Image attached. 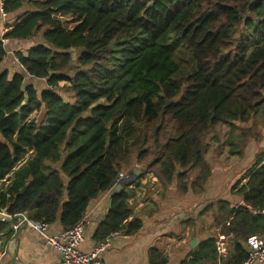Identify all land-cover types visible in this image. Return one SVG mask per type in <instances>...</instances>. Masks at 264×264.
<instances>
[{
    "label": "trees",
    "instance_id": "1",
    "mask_svg": "<svg viewBox=\"0 0 264 264\" xmlns=\"http://www.w3.org/2000/svg\"><path fill=\"white\" fill-rule=\"evenodd\" d=\"M3 12L15 19L4 40L38 41L16 52L22 72L0 71V211L14 222L28 214L68 230L135 167L134 182L152 175L200 196L213 175L208 136L264 105V0H5ZM183 48L194 65L180 77ZM231 192L244 201L217 202L214 226L242 264L239 240L264 237V158ZM134 196L129 185L112 195L96 241L140 230L128 223Z\"/></svg>",
    "mask_w": 264,
    "mask_h": 264
},
{
    "label": "crops",
    "instance_id": "2",
    "mask_svg": "<svg viewBox=\"0 0 264 264\" xmlns=\"http://www.w3.org/2000/svg\"><path fill=\"white\" fill-rule=\"evenodd\" d=\"M14 22L15 19L10 16L3 17L0 10V40H4V36L13 31ZM37 43L38 41L4 40L7 56L0 71H7L10 77L22 72V67L16 61V52L25 53ZM252 146L255 151L257 147L255 144ZM263 153L253 154L254 164L244 171L243 180L235 187L241 188L247 184L249 172L263 160ZM244 166L245 163L240 165L239 170ZM134 169L130 172L133 175ZM134 181L123 183L122 186H113L111 191L102 194L90 204L85 214L86 238L81 246L83 252H92L97 230L110 211L112 195L119 192L124 185H129L135 190V196L130 201L134 213L128 223L133 218H139L142 227L134 234L115 233L111 247L102 255L107 264H211L215 255L214 250L215 248L217 250L221 243L224 245L225 256H220L219 259L223 264H233L236 242L215 228L214 207L221 200L239 206L243 203V198L240 196L232 200L222 198L214 204L209 202L208 198L202 197L205 192L197 196L189 191L187 195L181 197L175 188L166 190L152 175L142 177L140 182ZM8 184L6 180L0 184V188L3 185L6 188ZM7 220L10 219L0 217V249L6 251L2 264H59L60 254L49 247L38 233L27 226H22L15 232L13 227L17 222L8 223ZM61 232L63 227L60 221L50 225L51 235L55 236ZM222 236L225 237L223 241L220 239ZM210 240H215V244ZM239 243L243 244L246 250V243L242 240H239Z\"/></svg>",
    "mask_w": 264,
    "mask_h": 264
},
{
    "label": "rangeland",
    "instance_id": "3",
    "mask_svg": "<svg viewBox=\"0 0 264 264\" xmlns=\"http://www.w3.org/2000/svg\"><path fill=\"white\" fill-rule=\"evenodd\" d=\"M58 18L64 23L68 21V17L65 16H58ZM67 27L72 28L73 25ZM240 33L244 35L247 30L243 29L242 32V29H239L236 33L237 36ZM176 59L180 63V77L187 76L194 65L190 52L183 48L176 55ZM27 82L33 83L38 91L48 88L46 81L29 79ZM63 86L65 83H60V87L56 90L63 96L64 100H72L71 95L63 91ZM228 121V123L217 125L207 138L206 160L212 167L213 175L202 197L208 198L209 202L214 204L222 198L232 200L237 196L231 192L233 185L239 184L243 180L244 171L254 164L252 157L264 152V105L247 119L238 118ZM252 144L257 147L255 151ZM244 163L245 166L239 170L240 165ZM135 178L138 177L134 175L133 181ZM239 179L240 181H238ZM209 208L211 206L206 209V212L209 211Z\"/></svg>",
    "mask_w": 264,
    "mask_h": 264
},
{
    "label": "built area",
    "instance_id": "4",
    "mask_svg": "<svg viewBox=\"0 0 264 264\" xmlns=\"http://www.w3.org/2000/svg\"><path fill=\"white\" fill-rule=\"evenodd\" d=\"M5 0H0V10L3 17L6 14L3 12ZM133 176L125 173H120L114 186L123 185V183L133 182ZM121 185V186H122ZM0 217L5 219H13L5 211H0ZM27 226L38 233L46 242V244L56 250L60 254L59 264H107L103 258V253L111 247L112 237L115 233L105 240L96 241L91 253H85L81 250V246L85 242L86 217L84 216L77 224L58 235L50 234V224L46 220L36 221L30 219L28 214L17 216V224L13 227L16 232L20 227ZM223 241L224 236L220 237ZM247 259L242 264H264V237L251 236L246 241ZM224 245L221 243L217 247L219 257L225 256ZM6 251L0 249V264L5 257ZM214 264H223L221 259Z\"/></svg>",
    "mask_w": 264,
    "mask_h": 264
},
{
    "label": "water",
    "instance_id": "5",
    "mask_svg": "<svg viewBox=\"0 0 264 264\" xmlns=\"http://www.w3.org/2000/svg\"><path fill=\"white\" fill-rule=\"evenodd\" d=\"M26 103H27V100H25V102L23 103V105H26ZM171 102H169V104H170ZM0 139H1V135H0ZM134 175L136 176V175H140L141 174V172H142V170L139 168V167H136L135 169H134ZM130 173V172H129ZM129 175H133L132 173H130ZM25 190H23V192H24ZM7 222L8 223H12V222H14V220L13 219H10V220H7Z\"/></svg>",
    "mask_w": 264,
    "mask_h": 264
}]
</instances>
